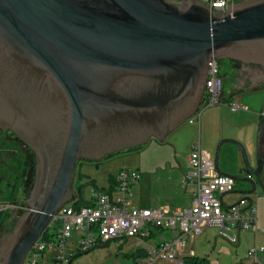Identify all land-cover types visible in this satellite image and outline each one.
Returning <instances> with one entry per match:
<instances>
[{
	"label": "water",
	"instance_id": "water-1",
	"mask_svg": "<svg viewBox=\"0 0 264 264\" xmlns=\"http://www.w3.org/2000/svg\"><path fill=\"white\" fill-rule=\"evenodd\" d=\"M213 58L235 65L229 93L264 85V0H0V131L35 156L27 207L0 229V264H24L77 197L79 160L165 141L197 114ZM263 136L264 108L256 167L223 140L242 151L246 174L232 176L252 187L233 191L250 202L264 193Z\"/></svg>",
	"mask_w": 264,
	"mask_h": 264
},
{
	"label": "rangeland",
	"instance_id": "rangeland-1",
	"mask_svg": "<svg viewBox=\"0 0 264 264\" xmlns=\"http://www.w3.org/2000/svg\"><path fill=\"white\" fill-rule=\"evenodd\" d=\"M219 61L221 74L226 76L231 62L228 59H220ZM253 92L255 91L244 90L238 94L248 95ZM241 102L246 104L248 109L242 111L254 110L245 98ZM217 107H219V111H217ZM232 111L227 100L226 102L203 106L199 110L201 113L200 120L196 119L194 122H190L187 119L172 131L165 141L151 138L138 148L114 153L99 161L79 160L74 187L78 190L83 186L85 194L89 193L93 185L109 190L117 169L128 167L140 174L139 179L131 185L130 192H128V198L132 204L139 207L189 205L192 202L196 185L190 182L185 187L183 182L189 169L188 157L194 145L199 141L202 148L211 152L213 156L217 151L219 152L218 162L223 172L234 175L246 174V171L241 169L244 162L240 147L230 141L222 142L230 137H222L221 135L224 122L220 116L231 117ZM254 111L259 113L260 110ZM199 113L195 114L194 118L199 117ZM257 120L258 125L259 116ZM233 139L245 145L250 161L256 167L258 159L257 140H254L251 149L246 139ZM34 169L35 156L33 152L12 133L3 134L0 131V210L4 208L8 210V216H5L1 231L13 225L10 223V218L14 211L20 213L27 207L21 199L25 198L29 192ZM250 185L246 180L237 179L234 189L247 190L250 189ZM240 194V192H233L226 196V200H237ZM262 195L259 192L252 195L259 208V231L257 235L253 230L243 228L240 231V241L238 238L232 241L221 234L218 225H210L194 239L192 248L195 255L206 258L208 264H254L255 256L250 255L249 249L254 248L255 245L258 248L264 246ZM71 202L73 200L67 203ZM50 229L53 230L52 227ZM177 231L178 229L152 227V231L148 229V236L146 237L137 235L111 239L104 246H94L88 251H81L76 248L81 233L74 232L73 237L69 240V245H73L76 251L72 264H143L148 250L153 245L172 238L177 234ZM236 234L238 235V230H236ZM102 244L104 243L99 245ZM259 261L264 263V252L259 254ZM164 264H171V262L166 260Z\"/></svg>",
	"mask_w": 264,
	"mask_h": 264
},
{
	"label": "built area",
	"instance_id": "built-area-1",
	"mask_svg": "<svg viewBox=\"0 0 264 264\" xmlns=\"http://www.w3.org/2000/svg\"><path fill=\"white\" fill-rule=\"evenodd\" d=\"M212 8L225 10L236 0H202ZM224 78L220 70V61L213 58L209 62V79L203 106L223 101ZM232 110L247 109L236 100H229ZM199 113V112H198ZM197 113V114H198ZM201 113H199V117ZM199 117L188 118L194 122ZM186 183L193 182L196 187L192 202L186 206L139 207L128 198L130 187L139 179V172L128 167H120L113 176L111 188L91 186L88 194L84 190L71 203H65L54 215L47 229L36 240L24 264H72L76 251L69 240L74 232L81 237L77 247L88 251L100 243L111 239L131 236H148V229H178L177 234L153 245L147 252L143 264H185L188 246L210 225H218L221 234L232 241L239 235L236 230L243 228L258 234V206L255 200L250 202L240 194L239 199L226 200L233 193L235 177L221 173L210 154L196 143L188 158ZM248 177H252L251 174ZM222 196V197H221ZM52 227L53 230L50 229ZM231 232H234L233 234ZM232 236V237H231ZM264 246L249 249L255 256L254 264Z\"/></svg>",
	"mask_w": 264,
	"mask_h": 264
},
{
	"label": "crops",
	"instance_id": "crops-1",
	"mask_svg": "<svg viewBox=\"0 0 264 264\" xmlns=\"http://www.w3.org/2000/svg\"><path fill=\"white\" fill-rule=\"evenodd\" d=\"M235 66L233 63H231L230 68L227 70L228 72L230 71V69H232ZM227 71L225 72V74L227 73ZM229 73L226 74V76L224 75V95H223V102L229 101V100H236V101H240L244 100V98L246 99L247 103H249L250 107H253L254 110H260L259 113H256V111H242V110H248V109H239V110H233L231 113V117L226 116L224 117L223 115L220 116L221 120L224 122V127L222 128V137H230V138H226V139H233V138H237L240 140H247L250 148L252 149V145L254 140L257 138V129H258V125L256 123L257 117L259 116V120L261 118V110L264 108V91H256V90H264V85L256 87L254 89H250L248 91H255L253 93H249L248 95H239L238 93L243 92L244 90H237L234 93H229L230 90V84L231 82H229L228 80L226 81V78L228 79ZM230 77V76H229ZM257 92V93H256ZM240 99V100H238ZM228 103V102H227ZM242 103V102H241ZM244 104V103H243ZM246 105V104H245ZM247 107V105H246ZM222 110V108H221ZM217 111H219V107H217ZM201 117H199L200 120ZM210 119V117H209ZM258 122V120H257ZM233 137V138H231ZM200 142V141H199ZM225 142V141H222ZM201 144V142H200ZM202 148V145H201ZM203 150H205L204 148H202ZM261 150H262V154L264 156V136L261 139ZM210 154V157L212 159H214V156L211 154V152H209L208 150H205ZM189 158V157H188ZM219 163V162H218ZM241 169H244V163L241 167ZM221 173L223 174H228V175H234V174H230V173H226L223 172L222 170H220ZM183 184L185 185V187H187V185L189 183H186V180H184ZM110 188H111V183H110ZM261 194L264 195L263 192H261ZM261 196L262 198V204H263V209H264V196ZM163 207V205H160L158 207ZM165 207H171L170 206H165ZM258 212H259V208H258ZM258 228H259V223H258ZM196 239V238H195ZM193 244L190 246H188L189 250L188 253L189 255H195V251L192 248Z\"/></svg>",
	"mask_w": 264,
	"mask_h": 264
},
{
	"label": "trees",
	"instance_id": "trees-1",
	"mask_svg": "<svg viewBox=\"0 0 264 264\" xmlns=\"http://www.w3.org/2000/svg\"><path fill=\"white\" fill-rule=\"evenodd\" d=\"M3 166V165H2ZM78 194L82 197L83 193V186H81L79 189ZM8 216L7 210H0V229L4 225L5 216ZM185 264H208L206 258H200L197 255H187L185 257Z\"/></svg>",
	"mask_w": 264,
	"mask_h": 264
},
{
	"label": "flooded vegetation",
	"instance_id": "flooded-vegetation-1",
	"mask_svg": "<svg viewBox=\"0 0 264 264\" xmlns=\"http://www.w3.org/2000/svg\"><path fill=\"white\" fill-rule=\"evenodd\" d=\"M248 176V175H247ZM251 178H253V176L251 177ZM252 187V185H250V188ZM1 210H7L6 208H4V209H1ZM8 211V210H7ZM4 226V225H3Z\"/></svg>",
	"mask_w": 264,
	"mask_h": 264
}]
</instances>
